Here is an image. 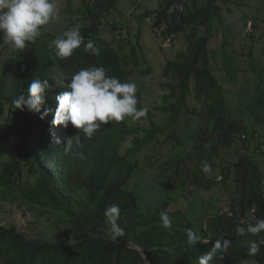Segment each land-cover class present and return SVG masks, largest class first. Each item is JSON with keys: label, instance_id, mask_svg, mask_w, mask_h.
Instances as JSON below:
<instances>
[{"label": "trees", "instance_id": "16d2710c", "mask_svg": "<svg viewBox=\"0 0 264 264\" xmlns=\"http://www.w3.org/2000/svg\"><path fill=\"white\" fill-rule=\"evenodd\" d=\"M117 1L94 0L76 10L69 6L70 14H80L82 22L76 19L60 35L43 36L23 51L13 48L0 75V188L4 194H16L14 198L28 203L30 209L60 218L57 237L44 241L28 239L14 225L0 226V264H198L221 238L231 246L218 252L211 264H264V246L255 256L248 255L249 242L264 237V232L241 236L236 231L264 219V60H257L262 56L257 57L254 49L230 51L236 61L231 69L240 78L230 77L229 84L240 86L238 92L250 87L249 94L240 95L246 101L243 116L230 118L228 96L233 89L228 91V84L216 77L208 46L217 31L214 22L223 24L218 2L225 5L227 0H202L200 5L198 0H163L143 16L153 19L152 27L161 30L166 40L183 35L186 49L163 68L165 104L155 109L163 116L156 123L143 104L141 87L131 77L140 66L135 45L100 34L104 24L116 30L117 19L108 15ZM77 24L84 44L71 57L58 58L48 44ZM259 28L254 21L251 42L256 41ZM89 41L100 49L98 56L85 51ZM241 58L248 61L238 66ZM224 64L229 71L228 59ZM101 66L108 76L137 85V108L146 109V116L102 124L90 139L81 133V146L73 139L66 151L67 140L81 130L70 123L67 128L53 125L56 97L70 91L71 77L80 69ZM148 72L147 67L139 74ZM36 78L50 85L45 91L49 114L44 119L12 103L27 95ZM146 120L147 128L140 125ZM53 135L61 145L53 144ZM130 138L131 145L122 151ZM146 150L154 154L143 164L140 156ZM204 162L211 165V173L202 172ZM153 166L157 169L146 184L158 186L165 197L145 204L143 191L138 194L129 184ZM24 172L29 177L23 182ZM218 188L228 196V210L197 217L171 209L177 193ZM113 204L120 208L124 237L136 247L109 239L104 212ZM162 211L168 213L171 229L162 227ZM187 229L201 236L197 244H187Z\"/></svg>", "mask_w": 264, "mask_h": 264}, {"label": "rangeland", "instance_id": "374dc122", "mask_svg": "<svg viewBox=\"0 0 264 264\" xmlns=\"http://www.w3.org/2000/svg\"><path fill=\"white\" fill-rule=\"evenodd\" d=\"M93 2L94 0H55L58 14L50 20L48 25L42 26L41 34L35 42L50 34L60 35L65 27L76 19H80L82 22L80 14L73 16L70 14L69 6L75 10L85 9ZM162 2L163 0H118L115 9L111 10L110 16L108 15V18L117 19V24H114L116 30L110 24H104L100 29L101 36L108 40L115 38L125 45L128 42L135 45L140 58V66L131 77L141 87L143 104L151 111V117L156 123L161 122L163 116L155 109L165 104L163 95L166 92L162 85L166 83V80L162 76L163 68L168 61L175 59L177 53L186 49V41L183 35H176L173 41L166 40L161 35V30L152 27L153 19H147L143 16L146 12H154ZM201 2L202 0H198V5ZM218 4L221 8L223 24L221 26L218 20L214 22V29L217 31L208 45L209 60L220 83L223 85L227 83L228 91L233 89V92L228 96V110L230 118H236L243 116V108L246 102L245 99L242 100L240 95L249 94L250 87L238 92L237 89L239 90L240 86L236 88L234 83L229 84L230 77L240 78V74H236L237 72H233L231 69L232 67L235 68L236 61H234L230 51L240 52L243 49V53H246L250 49H254L257 57L262 56V59L257 58V60H264V0H227L225 5L222 2H218ZM254 21L260 28L257 32L256 41L251 42L249 35L253 30ZM8 45L7 42H3V33L0 32V75L13 50V47ZM6 46L8 47L5 48ZM226 59H228L229 71L224 68ZM247 61V58H241L236 64L242 66L241 63H247ZM147 67L149 72L146 75L139 74L141 69L144 70ZM149 123V120L141 121L140 125L147 128ZM247 124L251 128L250 119L247 120ZM52 138L53 144H56V136L53 135ZM130 145L131 138L121 150H126ZM152 154H154L153 151L146 150L140 156V161L143 164L146 163L147 157ZM152 161L155 162L156 160L153 159ZM163 161L164 159L160 160L159 163ZM153 167V170L143 171L141 176L129 184V189L135 190L136 193L139 194L143 191L142 201L145 204H155L165 197L158 186L154 185L149 188V185L146 184L150 174L157 169V166ZM28 177V174L24 172L22 181L24 182ZM15 195L12 193L4 194L0 188V226L14 225L25 237L36 241L51 240L57 237L59 216L55 213L32 210L28 203L14 198ZM176 199L177 202L171 204V209L180 208L186 213L195 214L197 217L202 216L207 211L214 214L229 209L228 196L219 188L211 191L193 189L190 192L177 193ZM144 203L143 205H145ZM117 242L136 247L130 239L125 237L118 238ZM242 264L255 263L245 262Z\"/></svg>", "mask_w": 264, "mask_h": 264}, {"label": "clouds", "instance_id": "9594fccd", "mask_svg": "<svg viewBox=\"0 0 264 264\" xmlns=\"http://www.w3.org/2000/svg\"><path fill=\"white\" fill-rule=\"evenodd\" d=\"M58 14L55 0H0V32L3 33V42H7L16 50L23 51L29 43L35 42L40 36L42 26L48 25L50 20ZM84 44V38L77 24L65 31L62 36L53 39L49 49L55 50L58 58L66 59L72 56L73 51ZM85 51H91L93 56L100 54V49L89 41L85 45ZM50 88L48 80L33 79L27 89V95H19L12 103L19 109H27L34 114H40L44 119L49 114L45 107V91ZM70 91H65L56 97L57 108L55 110L53 125L68 127L69 123L81 132L74 138L67 140L65 150L72 147L75 139L79 147L80 134L90 139L94 132L100 130L102 124L110 121L120 122L126 117L139 120L146 116V109L137 108V85L134 82L122 83L118 78L108 76L107 70L101 67L82 68L72 75L68 85ZM43 109V112H42ZM99 122V123H98ZM57 145H61L59 138L55 139ZM204 174L212 172V167L207 162L201 168ZM107 234L110 240L117 241L125 236V230L121 227L120 208L111 205L104 212ZM160 221L165 229L172 228V221L167 212L160 213ZM237 233L241 236L252 234L256 236L264 232V219L249 223L246 227H238ZM187 244H197L201 236L192 229L186 230ZM208 241H206L207 243ZM231 246L227 239H216L211 250L200 256L198 264H211L218 252H224ZM264 246V237L252 240L248 244V255L255 256Z\"/></svg>", "mask_w": 264, "mask_h": 264}]
</instances>
